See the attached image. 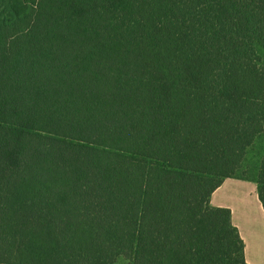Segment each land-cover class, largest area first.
<instances>
[{
  "label": "trees",
  "instance_id": "trees-1",
  "mask_svg": "<svg viewBox=\"0 0 264 264\" xmlns=\"http://www.w3.org/2000/svg\"><path fill=\"white\" fill-rule=\"evenodd\" d=\"M263 136L264 0H0V264H248Z\"/></svg>",
  "mask_w": 264,
  "mask_h": 264
},
{
  "label": "crops",
  "instance_id": "crops-1",
  "mask_svg": "<svg viewBox=\"0 0 264 264\" xmlns=\"http://www.w3.org/2000/svg\"><path fill=\"white\" fill-rule=\"evenodd\" d=\"M211 205L232 211L233 223L246 244L248 264H264V207L257 184L227 179L212 195Z\"/></svg>",
  "mask_w": 264,
  "mask_h": 264
},
{
  "label": "rangeland",
  "instance_id": "rangeland-1",
  "mask_svg": "<svg viewBox=\"0 0 264 264\" xmlns=\"http://www.w3.org/2000/svg\"><path fill=\"white\" fill-rule=\"evenodd\" d=\"M260 155H264V136L258 141L254 152L251 153L250 158L252 157H260ZM118 264H129L127 261L121 259Z\"/></svg>",
  "mask_w": 264,
  "mask_h": 264
}]
</instances>
